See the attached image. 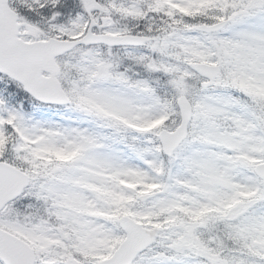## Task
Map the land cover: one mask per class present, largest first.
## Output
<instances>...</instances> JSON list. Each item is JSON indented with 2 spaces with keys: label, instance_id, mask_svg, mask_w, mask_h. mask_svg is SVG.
Returning <instances> with one entry per match:
<instances>
[{
  "label": "snow or ice",
  "instance_id": "obj_1",
  "mask_svg": "<svg viewBox=\"0 0 264 264\" xmlns=\"http://www.w3.org/2000/svg\"><path fill=\"white\" fill-rule=\"evenodd\" d=\"M0 264H264V0H0Z\"/></svg>",
  "mask_w": 264,
  "mask_h": 264
}]
</instances>
